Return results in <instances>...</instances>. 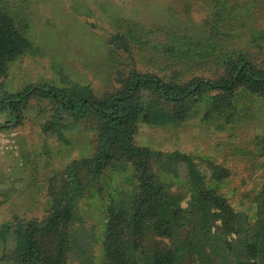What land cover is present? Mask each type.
<instances>
[{
	"label": "rangeland",
	"instance_id": "rangeland-1",
	"mask_svg": "<svg viewBox=\"0 0 264 264\" xmlns=\"http://www.w3.org/2000/svg\"><path fill=\"white\" fill-rule=\"evenodd\" d=\"M251 1L225 3L228 9L231 4L239 8L248 4V21L256 29L246 36L244 26L237 25L221 41L207 35L212 33L206 18L221 11L213 0H2L17 20L25 21L31 47L0 77V101L4 93L16 95L40 85L88 89L105 96L119 87L117 74L132 69L172 82L213 79L220 76L228 58L242 52L264 66V0L256 5ZM120 32L129 38L131 55L108 42ZM50 108L47 101L33 98L18 126L0 113V125H12L0 129V229L15 219L44 220L51 206L49 181L74 161L93 154V131L87 125L45 130ZM209 109L202 100L187 121L166 127L142 124L136 142L153 150L184 152L203 170L209 163L230 170L229 179L208 180L207 187L255 226L256 198L264 181V98L243 91L232 108L206 119ZM132 174L108 169L102 177L103 193L91 189L79 200L83 222L75 228L82 232L94 264L106 260L103 243L110 196L119 189L131 191L125 178ZM183 180L184 175L173 188L182 195ZM6 251L0 242V264H7L1 261ZM69 264L83 262L72 255Z\"/></svg>",
	"mask_w": 264,
	"mask_h": 264
},
{
	"label": "trees",
	"instance_id": "trees-1",
	"mask_svg": "<svg viewBox=\"0 0 264 264\" xmlns=\"http://www.w3.org/2000/svg\"><path fill=\"white\" fill-rule=\"evenodd\" d=\"M231 1L236 0H213L221 11L206 18L212 33L207 35L212 39L229 38V32L240 24L246 36L256 29L249 5L239 8L231 4L228 9ZM258 2L263 0L251 1ZM15 19L0 0V77L31 47L25 21ZM108 42L132 54L129 38L122 32L110 36ZM116 82L119 87L105 96L88 89L49 85L31 86L16 95L4 93L0 113L13 119L14 126L22 121L28 102L39 97L51 105L45 130L87 125L94 140L92 156L74 161L49 181L51 206L44 220L15 219L1 227L0 242L7 247L1 261L69 264L74 255L83 264H94L82 232L75 228L83 222L79 200L91 189L103 193L102 177L112 169L121 173L132 170L125 181L133 189H119L110 196L105 264H264V181L256 198L258 222L250 226L243 213L207 187L208 180L229 179L230 170L215 163L203 170L184 152L153 150L136 142L140 125L166 127L187 121L202 100L210 105L209 119L232 108L243 91L264 98V66L242 52L228 58L220 76L213 79L172 82L157 73L132 69L119 72ZM11 126L0 125V129ZM182 175L184 195L173 191L175 180Z\"/></svg>",
	"mask_w": 264,
	"mask_h": 264
}]
</instances>
